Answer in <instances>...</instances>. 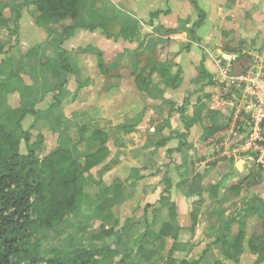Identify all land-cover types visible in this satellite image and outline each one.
I'll list each match as a JSON object with an SVG mask.
<instances>
[{"label": "crops", "instance_id": "0c3cea01", "mask_svg": "<svg viewBox=\"0 0 264 264\" xmlns=\"http://www.w3.org/2000/svg\"><path fill=\"white\" fill-rule=\"evenodd\" d=\"M193 1L204 14L199 27H196L199 22L198 14L187 0H88L85 10L76 19L68 18L39 27L35 22L38 13L31 0H0V61L5 57H13L14 53L25 54L28 50L35 49V44L38 43L46 47L45 58L50 60L57 59L59 50L62 49L67 55L69 65L72 62L75 69L70 72L71 75L66 73L67 77L63 79L67 81L66 87L63 84L61 88L58 87L60 97L55 99L64 101L68 98L72 112L76 110L80 117L84 115L89 121L94 118L98 126L94 130L106 132L109 127L134 125L129 134L115 129V139L124 136L130 142L127 144L129 150L142 148L146 152H153L162 149L165 154L180 153L182 147L187 145L195 152L202 149L201 143L209 138L204 133L210 127L208 113L217 111L227 116L228 106L231 107L230 104L220 101V92L212 84L211 79L218 71L216 59L220 56L226 59L230 54H236L237 58L231 62L236 70L246 66L245 55L259 58L264 63V0ZM92 24L106 26L104 29L97 26L90 30ZM134 25H137L138 33L132 40H124L118 36L120 29L133 28ZM51 40H61L59 50H50ZM150 40L170 41L167 42L169 46L164 53V60L154 61L159 65H166L171 75L178 74L175 89L166 88L156 74L151 76L148 93H141L136 89L131 75L135 69L134 58L146 52ZM184 43L190 44V49L177 50ZM227 48L236 52L226 53L224 50ZM82 49L89 52L78 56ZM98 61L102 64L101 70ZM64 74L61 73V78ZM7 78L8 72L2 74L0 79ZM82 98H92V101L83 103ZM198 107L202 108L200 121L190 125V119ZM35 108L37 113L34 121L38 119L39 123L45 117L50 118L54 110L45 112L44 109H50V106L45 107V103H40ZM184 115L189 119L183 127V120L179 118ZM79 130L82 131L83 127H79ZM177 134L184 137L180 140ZM171 138H174L175 143L169 147L168 140ZM154 139V144L149 142ZM148 145L150 148H147ZM49 147L42 142L38 151L47 153L50 151ZM115 153H110L108 160L100 166L101 168L109 164V170L103 175L102 182L112 177L117 170L114 168L116 163L111 159L118 157L117 151ZM177 165L180 163L177 162ZM98 168L93 170L98 171ZM250 171L253 175L248 182H242L241 177L238 179L228 176L225 184L239 185L240 191L260 185L258 170L250 166ZM90 174L92 175V171ZM139 175H143V172L140 171ZM100 189L101 185L97 190ZM195 210L196 218H200L198 208ZM209 216L206 217L207 224L215 225V220ZM245 217L247 215L243 214L241 219ZM178 227L179 234L184 232L183 225ZM196 228L197 222L194 227L189 228L192 234ZM177 241L183 242L182 239ZM226 262L224 261L225 264Z\"/></svg>", "mask_w": 264, "mask_h": 264}, {"label": "rangeland", "instance_id": "374dc122", "mask_svg": "<svg viewBox=\"0 0 264 264\" xmlns=\"http://www.w3.org/2000/svg\"><path fill=\"white\" fill-rule=\"evenodd\" d=\"M60 41L51 40L49 42L50 50L54 49V52L59 50ZM167 42L170 43L169 40L161 42L150 40L146 52L139 55L140 66L145 64L148 56L156 61L164 60V53L169 46ZM35 45L36 52L34 54L31 52L30 55H27L30 51L28 50L25 54L17 55L14 53L13 57L1 59L0 78L2 74L7 72L8 78L0 79V84H8L6 85L8 88L12 86L17 92L10 94L2 90L0 85V111L14 109L21 102H27L29 94L27 99L25 98L26 96H23L26 100L21 97L25 91L33 90L38 100L37 102H32L35 107L40 103H45V107L50 106V109H44L45 112L51 109L54 110L51 112L52 116L50 118L45 117V120L43 119L41 123H39L40 121L38 122V119L35 123L33 122L36 116L26 117L22 124L25 130L29 129L32 122L35 124V129L31 131V142L35 140L36 134L40 133L44 138L43 145L50 146L48 154L58 147L67 149L72 145V152L76 158L81 160L85 154L94 149V146L87 145L85 140L89 137L92 130L98 128L93 118L94 115H91L93 119L89 121L84 118V115L80 117L76 110L72 112L68 98L64 101L55 99L60 97V91L55 86L58 87L60 85L59 88H61L65 85L66 87L67 81H63V79L67 77L68 73H65L58 81H54L45 73H40L42 69L38 63L50 59L45 58L46 47L43 44L40 45L38 43ZM190 46V44L184 43L182 46L177 47V50L188 51ZM87 51L89 52V50H80L78 56ZM8 53H10V50ZM64 57L66 60L68 59L65 52ZM245 58H247L246 66H242V68L237 70L233 66L232 73H241L250 70L253 66H264V63H261L259 58L247 57V55H245ZM17 59L18 62H16ZM136 59L135 57V63ZM216 60L221 61L222 64L227 63L221 56ZM70 68L71 71L75 69V65L72 62ZM11 74L15 75L14 84L9 82ZM40 74H44L45 77L40 76ZM48 82H50V85H48ZM212 84L220 92V101L228 105L230 102L233 103L238 100L239 95H241L240 90L235 87L225 89V87L213 82V80ZM85 101L91 102L92 98H89V100L82 98V102L84 103ZM231 110L232 106H228L227 114ZM179 119L183 120L184 127L189 117L184 115ZM79 127H83V130L78 131ZM115 129L113 127L106 129L109 136L107 146L111 155H114L115 151H117L118 157L111 158L116 163L114 166L117 169L115 174L102 182L103 175L106 172L99 171L102 167L98 168L99 175H97V179H101L102 183L100 190H97L99 186H93L85 180L83 197L78 201L75 213L68 217L56 231H48L42 234L41 251L46 252L47 250L55 249L71 259L74 251H95L104 248L114 250L116 248L119 253L113 260L98 257L94 258L95 264H150L145 263L141 256L137 254L138 246H142L146 252L151 251L154 254L152 264H167L168 252L173 243L169 238L157 241V234L160 226L169 220L167 207L159 204L160 194L165 187L166 181H168L171 183L170 199L177 207L178 217L176 225L184 226V232L178 233V240L182 239L183 242H176L173 259L176 261L200 260V264H210L215 260L224 262L225 260L220 254V245L216 243L218 242L216 240L224 231H227L230 236H234L241 230L245 235L244 252L237 264H255V257L248 251L246 242L251 234L262 232L264 222L257 214L246 213L243 210V202L250 198H257L264 203V169H258L260 185L247 189L243 188L237 194L230 190L231 187H235L232 183L225 184L220 189L217 197L209 198L207 194L201 195L204 198L197 195L191 197L187 192L194 174H200L201 179L197 182L203 188H208L226 175L244 178L249 174L245 169L247 166H251L248 159L249 157L256 158L255 152H238V157L232 159V156L224 154L230 148L229 146H226V149L217 148L216 150L208 139L201 143L202 149L199 148L195 152H192L187 145L182 147L183 149L180 153L165 154L162 149L161 151L156 149L153 152H146L142 148L129 150L127 144L130 142H127L123 138L124 136L120 139H115ZM168 141H170L169 147L175 143H173L175 141L174 138ZM149 142L154 144L156 140H149ZM261 143L264 144V125L261 130ZM147 148H150L149 145ZM20 151L22 153L25 152L24 143L21 144ZM47 153L42 150L38 151L36 157L39 159L43 158L48 155ZM177 162L180 165H177ZM95 171L92 170L93 176H96L97 171L96 173ZM140 171L143 172V175H139ZM107 195L113 200L114 205L104 213H100L97 207ZM200 199L202 200L199 203ZM256 206L259 212L264 210L260 202L256 203ZM192 207L198 208V217L200 216V218H197V228L194 234L189 229L192 225L189 215ZM243 214H246L247 217L241 220ZM208 215H210L209 218L215 220V225L207 224L206 217ZM114 222L116 223L114 224ZM196 222L192 227L196 225ZM124 225L126 226L125 229H127L125 232L121 229ZM103 227L106 230L114 227L115 234L110 238L93 239L92 237L98 235ZM226 264L234 263L227 261Z\"/></svg>", "mask_w": 264, "mask_h": 264}, {"label": "trees", "instance_id": "16d2710c", "mask_svg": "<svg viewBox=\"0 0 264 264\" xmlns=\"http://www.w3.org/2000/svg\"><path fill=\"white\" fill-rule=\"evenodd\" d=\"M87 1L31 0L38 13L35 19L36 25L45 27L68 18L74 20L81 11L85 10ZM187 1L194 6L198 14L199 22L196 27H199L203 22L204 14L193 0ZM97 26L104 29L106 24L100 26L92 24L90 30ZM137 33L138 27L134 25L133 28L120 29L118 36L130 41L136 37ZM105 35L109 37V35ZM224 51L226 53L236 52L228 48ZM31 52L34 54L35 49H31L27 55H30ZM136 58L135 69L131 75L139 92H149L151 76L154 74L160 77L166 88L175 89L178 83V74L171 75L170 69L166 68V65H159L151 58H147L145 64L140 66L139 55H136ZM98 62L101 70L102 64L100 61ZM38 64L42 69L40 73H45L54 80L60 79L62 72H71L62 49L59 50L57 59L42 61ZM40 76L45 77L44 74H40ZM9 82L14 84V74H11ZM0 85L6 92H15L14 87L6 86L8 84L1 83ZM55 87L58 89L60 86ZM35 95L33 90H27L21 97L24 100L28 98L27 102H21L17 108L0 111V264H95L94 258L98 257L113 260L119 253L116 248L114 250L104 248L95 251H74L71 259L55 249L41 251L42 234L56 231L68 217L75 213L78 201L83 197L85 180L96 187L101 185V179H97V175H99V171L107 172L109 164L97 171L96 177H93L90 172L108 160L110 150L107 147L108 134L102 130H94L85 139L87 145L94 146V149L85 154L81 160L76 158L72 152V145L67 149L58 147L45 157L37 158L36 151L41 146L43 137L37 133L35 140L31 142V131L35 129L36 121L27 130L22 125L26 117L36 116L35 104L32 103L38 101ZM23 96H26V99ZM201 111V107L194 110L190 125L199 123ZM208 117L210 127L205 129L204 133L211 137L224 128L226 117L217 111L209 112ZM133 128L134 125H121L116 127V130H122L129 134ZM177 137L181 140L184 135L177 134ZM22 143L25 145L24 153L20 151ZM252 175L253 172L250 171L242 179V182H248ZM227 178L228 175L223 176L208 188H203L197 182L201 176L194 174L187 192L191 197L195 195L200 197L203 193L207 194L209 198L217 197ZM170 189L171 183L166 181L160 194L159 204L167 207L169 220L161 225L157 241L167 238L172 240L173 244L168 252L167 264H200V260L176 261L173 259L180 229L176 225L178 215L176 205L170 199ZM231 190L237 194L240 191L239 185L231 187ZM108 196L101 200L97 207L100 213H104L114 205L113 200ZM257 201H259L257 198L244 201L243 210L248 214H257L264 222V210L259 212L256 206V203L260 202L264 207V203ZM198 202L200 203L201 199ZM196 217L197 210L194 208L190 213L191 227L195 224ZM125 228L126 226L122 227V231L125 232L127 230ZM114 234V227L110 230L103 227L99 234L92 238H110ZM244 240L245 235L241 230L234 236H230L227 231L219 236L216 243L220 245V254L225 261L239 263L244 250ZM246 245L248 251L255 257V264H264V225L261 233H253L249 236ZM137 254L145 263H153L154 254L151 251L146 252L142 246H138ZM210 264H224V262L218 260Z\"/></svg>", "mask_w": 264, "mask_h": 264}, {"label": "built area", "instance_id": "2783aa9c", "mask_svg": "<svg viewBox=\"0 0 264 264\" xmlns=\"http://www.w3.org/2000/svg\"><path fill=\"white\" fill-rule=\"evenodd\" d=\"M236 58V54H230L224 59L227 63L217 62L218 71L213 75V82L225 89L235 87L241 95L235 102H230L232 110L225 116L224 128L208 140L216 150L229 146L224 154L232 156V159L238 157V152H255L256 158L249 157V165L257 170L264 169V144L261 143L264 125V66H253L250 70L234 74L231 62ZM249 167L245 169L246 172H249Z\"/></svg>", "mask_w": 264, "mask_h": 264}]
</instances>
